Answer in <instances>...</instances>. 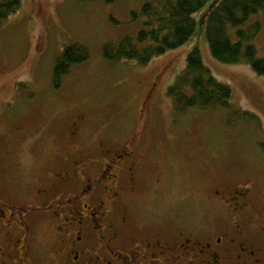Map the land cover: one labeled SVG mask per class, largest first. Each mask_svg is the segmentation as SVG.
I'll return each mask as SVG.
<instances>
[{"label":"rangeland","instance_id":"rangeland-1","mask_svg":"<svg viewBox=\"0 0 264 264\" xmlns=\"http://www.w3.org/2000/svg\"><path fill=\"white\" fill-rule=\"evenodd\" d=\"M213 2L194 15L196 31L182 47L139 66L112 63L102 54L106 43L139 30V22L130 20L138 1L22 0L0 26V147L16 183L40 178L43 164L61 153L91 152L107 142L132 156L121 203L133 230L181 235L182 244L191 239L199 245L196 253L215 238L236 244V253L246 242L257 254L252 259H263L264 129L228 132L221 112L178 116L167 95L187 54L198 47L205 67L232 89L234 107L258 115L264 127V77L246 64L222 65L209 52L205 21ZM74 44L87 47L90 59L55 89V62ZM255 45L264 57V27ZM73 126L76 139L69 136ZM246 184L253 203L232 216L238 194L229 191ZM238 222L248 224L245 233L233 227ZM239 262L253 264L247 255ZM227 263L237 259L230 256Z\"/></svg>","mask_w":264,"mask_h":264},{"label":"flooded vegetation","instance_id":"flooded-vegetation-1","mask_svg":"<svg viewBox=\"0 0 264 264\" xmlns=\"http://www.w3.org/2000/svg\"><path fill=\"white\" fill-rule=\"evenodd\" d=\"M101 144L91 152L83 147L48 159L40 178L24 183H16L0 147V264H228L230 256L240 264L244 255L264 264V258L252 259L257 254L246 242L237 244L238 254L236 244L215 238L198 254L199 245L191 239L182 244L181 235L133 230L121 203L122 180L134 170L132 161L125 166L132 156ZM231 191L238 194L232 216L250 209L251 185ZM246 225L233 227L242 234Z\"/></svg>","mask_w":264,"mask_h":264},{"label":"trees","instance_id":"trees-1","mask_svg":"<svg viewBox=\"0 0 264 264\" xmlns=\"http://www.w3.org/2000/svg\"><path fill=\"white\" fill-rule=\"evenodd\" d=\"M113 5L117 0H103ZM130 20L139 22L134 35L122 37L117 44L102 47L104 59L117 63L133 62L139 66L182 47L195 33L194 15L211 0H135ZM206 16V40L211 56L222 65H248L264 77V57L259 56L255 41L264 27V0H213ZM22 6V0H0V26ZM90 59L89 49L74 44L57 58L53 87L59 89L73 67ZM167 95L178 116L191 111L225 114V130L245 133L263 131L262 119L253 112L236 109L232 89L218 81L205 67L202 53L193 47L187 54L184 69L168 89ZM260 148L264 151V145Z\"/></svg>","mask_w":264,"mask_h":264}]
</instances>
